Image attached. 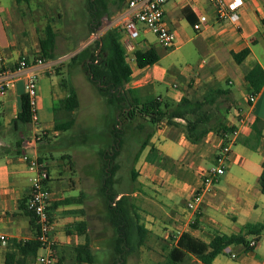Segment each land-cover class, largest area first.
<instances>
[{
	"label": "crops",
	"instance_id": "crops-1",
	"mask_svg": "<svg viewBox=\"0 0 264 264\" xmlns=\"http://www.w3.org/2000/svg\"><path fill=\"white\" fill-rule=\"evenodd\" d=\"M128 1L111 8L113 15L105 29L120 30L124 45L129 41L124 24L132 13ZM243 1L238 21L220 22L215 6L208 0H171L165 6V20L176 33L175 45L165 48L145 29L132 42L134 49L127 57L132 69L128 86L137 88L142 97H160L170 103H177L186 95L203 96L216 87L229 89L234 108L227 117V125L238 133L232 137V153L225 175L215 193L205 196L199 211L194 213L186 208L187 201L201 185L202 173L216 164L222 137L212 132L203 142L194 144L187 140L182 128L166 122L153 128L149 146L135 162L138 180L127 194L130 208L131 205L136 207L140 224L148 233L139 250L128 255L127 264H133L138 255L139 264L147 260L169 264L171 253L184 234L209 244L215 237L240 233L247 224H264V194L260 183L264 170V86L252 104L249 102L250 87L245 80V75L255 65L264 69V0ZM4 11L0 5V12ZM201 16H207L208 21L196 31L194 25ZM11 18L13 20L14 16ZM2 27L6 31L9 24L4 22ZM103 33L100 30L94 35L100 37ZM39 38L37 44L24 43L18 29L15 30L12 38L6 40L4 53L0 54L2 63L13 67L14 60L20 57L33 62L37 59L34 55L40 51ZM150 48L156 50L159 61L140 68L135 52ZM247 48L250 49L248 57L241 63L236 62L234 54ZM62 59L57 55L53 60H45L43 65L32 64L19 74L7 95L0 98V145L11 150L9 155L0 158V234L22 243L37 238L33 217L25 208L36 175L24 159L27 156L29 160H37L48 173L45 186L56 223L57 264H89L91 257L93 264H98L97 236L99 231L100 236L104 235L105 216L102 214L98 218V214L86 212V205L96 204L103 198L90 196L74 182L73 156L64 157L71 164L67 166L66 162L56 161L53 155L58 148L54 143L64 137L58 126L74 121L73 127L68 129L72 137L78 125H86L79 129L85 135L88 133V124L82 120L79 124L74 118L76 110L67 111L61 105L72 89L64 71H58L59 65L63 67L66 63ZM33 73L38 77L37 120L22 127V155H16L15 142L19 134L15 135L12 124L21 110L27 77ZM55 76H61L62 80ZM256 119L262 122L254 132ZM254 135L258 139L257 142L251 140V145L257 149L247 144ZM72 141H64L63 148ZM85 244L90 250H79ZM184 252L177 264H204L194 254ZM43 253L39 249L37 256ZM37 256L26 258L23 264H35ZM22 258L15 245L0 242V264H17ZM212 264H264V231L254 249H247L243 244L232 245Z\"/></svg>",
	"mask_w": 264,
	"mask_h": 264
},
{
	"label": "trees",
	"instance_id": "trees-1",
	"mask_svg": "<svg viewBox=\"0 0 264 264\" xmlns=\"http://www.w3.org/2000/svg\"><path fill=\"white\" fill-rule=\"evenodd\" d=\"M17 3L29 4L31 0H15ZM125 0H88V22L90 34L98 33L105 19H110L113 15L111 8L120 7ZM264 24V20H263ZM58 32L50 22L45 27L43 36L39 38L40 51L38 58L44 60H53L57 57ZM122 32L118 29H109L105 31L95 43V52L86 49L73 57V61L81 59L83 55L82 66L88 74L89 81L96 87L99 95L108 105L114 106L118 110V120L112 126L110 133L111 150L101 151L103 159L104 178L100 187V195L103 198L107 218L116 232L114 242V264H127L129 254L137 252L144 244L147 230L140 224L136 207L129 206V198L125 193L117 190V181L115 178L119 165L116 163L117 157L123 146L124 128L121 124L131 123L136 119L141 122L138 128L142 131L149 124L152 127L158 126L162 122L170 126L182 128L187 140L194 144H200L206 137L212 133H218L224 137L225 133H231L234 127H228L227 117L234 108V102L231 90L216 87L203 96L197 94L186 95L177 103H170L160 97H142L137 88L128 86L132 78V69L127 61L125 45L122 42ZM250 54L247 48L237 54H234L236 62L241 63ZM135 59L140 68L154 65L159 61V55L154 48L146 51L137 50ZM245 80L250 87L253 95H258L264 86V69L260 65H255L246 75ZM67 111H75L80 107L79 95L75 87H72L69 96L61 103ZM123 117V120H122ZM33 121L30 99L27 93L21 97V110L12 124L15 135L19 134L15 142L16 155H22V127L26 123ZM183 121L184 123H180ZM262 122L256 119L254 132L257 125ZM74 125V121L62 124L57 129L66 131ZM152 131L148 133L147 138L142 142L141 147L135 155V162H138L143 151L149 146ZM257 142L254 135L248 146L257 149L251 145V140ZM9 147L0 148V158L9 155ZM264 167V163H263ZM138 176L133 171V178ZM261 192L264 194V170L261 178ZM121 196L119 199L118 197ZM27 212L35 219L31 212ZM264 231V224H247L238 234L223 235L215 237L209 244L196 240L195 238L184 234L180 237L175 248L171 253L170 261L177 264L180 257L185 254L184 251L197 256L204 264H212L213 260L232 245H248L250 236H259ZM15 245L23 258L17 264H23L25 259L35 258L40 249V243L36 239L25 243L16 240L11 242ZM79 250H90L88 244L79 248ZM83 253V252H82ZM11 264V263H7ZM89 264H93L91 257Z\"/></svg>",
	"mask_w": 264,
	"mask_h": 264
},
{
	"label": "rangeland",
	"instance_id": "rangeland-1",
	"mask_svg": "<svg viewBox=\"0 0 264 264\" xmlns=\"http://www.w3.org/2000/svg\"><path fill=\"white\" fill-rule=\"evenodd\" d=\"M0 5L5 10L0 12V54L5 51L6 40L12 38L17 29L23 42L30 41V44L38 43V38L43 36L44 29L50 22L58 32L57 55L63 57L62 61L66 60L63 67L59 65L58 71L63 70L70 86L77 89L81 106L76 110L74 118L79 124L81 120L88 124V133L85 135L86 133L84 134L79 129L80 126V128H85L84 124L78 125L73 137L72 131H63L64 137L57 139L54 143L58 148L53 151V155L56 161L66 162L67 166H71V164L68 162V158L64 157L66 155L73 156L74 164L71 169L75 176L74 182L79 183L82 189L89 192L90 196L99 198V190L104 178L103 159L100 152L111 150L112 142L109 131L119 118L117 117V108L108 105L99 95L96 87L89 81L88 74L82 66L83 55L81 59L73 61L75 55L86 49L91 53L96 50L94 40L99 36L89 32L88 0H32L29 5L24 2L17 3L15 0H0ZM109 21V19L104 20L101 32H105ZM4 22L9 24L6 31L2 27ZM34 57L38 58V55L35 54ZM55 78L62 80L61 76H55ZM224 86L227 87L226 84ZM140 122L139 119H136L131 123L123 122L120 126L124 128V142L120 155L116 159L119 169L115 178L117 190L125 193L126 196L134 189L138 180V176L133 178V171L136 172L135 155L148 133L154 128L147 124L146 129L142 131L138 128ZM68 139L73 141L63 148V142ZM6 141L11 142V140ZM0 147L3 146L0 145ZM86 207V212L98 214V218L102 214L105 216L104 235L100 236L99 231L97 236V246L100 250L97 252L98 264H114L113 249L116 232L107 218L105 205L99 198L96 204L90 202ZM136 258L133 264H139L140 256L138 255ZM145 264H158V262L147 260ZM169 264H171L170 261Z\"/></svg>",
	"mask_w": 264,
	"mask_h": 264
},
{
	"label": "built area",
	"instance_id": "built-area-1",
	"mask_svg": "<svg viewBox=\"0 0 264 264\" xmlns=\"http://www.w3.org/2000/svg\"><path fill=\"white\" fill-rule=\"evenodd\" d=\"M171 0H129L128 8L131 15L124 24V32L129 38L125 44L126 54L134 49L133 41L137 40L142 29L151 32L165 48H172L176 43V33L166 23L165 6ZM216 8V18L220 22L226 20L238 21V10L244 5L243 0H208ZM208 21L207 16H201L199 22L194 25L196 31L201 30L202 25ZM44 59L37 58L33 62L28 61L24 57L14 60L13 67L5 66L0 59V98L7 95L9 89L13 86L19 74L27 71L32 64L43 65ZM37 87L38 77L35 73L27 77L25 83V92L28 94L33 113V121L37 120ZM257 95L250 94L249 102L255 103ZM238 131L225 133L222 138V146L216 156V164L208 168L202 173L201 185L196 188L187 201L186 208L196 213L204 200L205 196L215 193L216 186L220 179L226 173V167L232 153L233 139ZM28 160L29 166L36 171L35 177L32 179L31 194L27 201V209L31 212L35 219L37 228V240L40 243V249L44 251L36 258L35 264H57L56 247L57 243L54 237L56 223L51 214L50 194L46 189L45 182L48 180V173L45 168L37 160ZM15 239L9 238L7 235L0 234V242L8 243ZM17 241V240H16ZM259 243V236L249 240L247 249H254ZM236 258L235 254H232Z\"/></svg>",
	"mask_w": 264,
	"mask_h": 264
}]
</instances>
